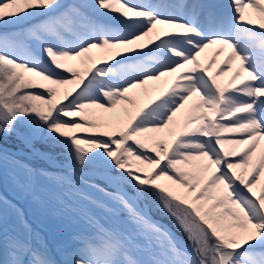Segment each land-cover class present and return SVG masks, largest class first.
Instances as JSON below:
<instances>
[{
  "label": "snow or ice",
  "instance_id": "6c2138e0",
  "mask_svg": "<svg viewBox=\"0 0 264 264\" xmlns=\"http://www.w3.org/2000/svg\"><path fill=\"white\" fill-rule=\"evenodd\" d=\"M7 182L78 228L0 194V264H264V0H0Z\"/></svg>",
  "mask_w": 264,
  "mask_h": 264
},
{
  "label": "rangeland",
  "instance_id": "374dc122",
  "mask_svg": "<svg viewBox=\"0 0 264 264\" xmlns=\"http://www.w3.org/2000/svg\"><path fill=\"white\" fill-rule=\"evenodd\" d=\"M216 49H208L204 54H202V62H207L212 56L215 54ZM228 55V54H227ZM226 55V56H227ZM221 55L216 57L217 65L220 64L225 58ZM216 65L213 66L215 69ZM236 67V62L233 63V68ZM149 87H153L151 84ZM155 95V92L152 93ZM143 99L144 97L141 95L140 97ZM23 129V134L26 133L27 129L23 126H19ZM6 145H8L9 149H18L22 147L20 140L17 138L16 134H13L7 141ZM36 147L41 151L48 150L46 146L41 145L39 143L36 144ZM32 163L43 165V161L33 160ZM0 194L6 195L10 200H13L14 203H20L25 208L28 219L33 223V226L37 228V230L44 236L47 240L50 247L53 248L54 252L58 245H65L71 242V238L78 226L76 224L70 223L65 219L58 218L52 215L50 212H42L36 206L28 205L22 201H17L14 199L16 193L13 191L12 185L10 182L0 183ZM167 222V221H166Z\"/></svg>",
  "mask_w": 264,
  "mask_h": 264
},
{
  "label": "bare ground",
  "instance_id": "6f19581e",
  "mask_svg": "<svg viewBox=\"0 0 264 264\" xmlns=\"http://www.w3.org/2000/svg\"><path fill=\"white\" fill-rule=\"evenodd\" d=\"M229 49H225L222 53H221V55L223 56V57H225L228 53H229ZM156 94V93H155Z\"/></svg>",
  "mask_w": 264,
  "mask_h": 264
}]
</instances>
